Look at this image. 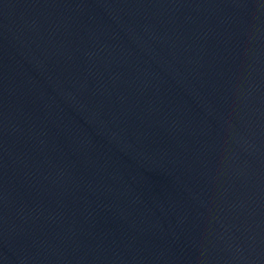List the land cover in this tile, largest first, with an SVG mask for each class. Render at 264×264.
<instances>
[{"label":"water","instance_id":"95a60500","mask_svg":"<svg viewBox=\"0 0 264 264\" xmlns=\"http://www.w3.org/2000/svg\"><path fill=\"white\" fill-rule=\"evenodd\" d=\"M0 264H264V0H0Z\"/></svg>","mask_w":264,"mask_h":264}]
</instances>
